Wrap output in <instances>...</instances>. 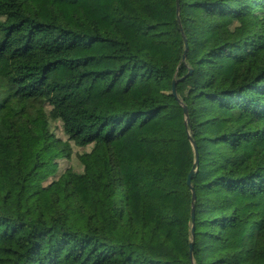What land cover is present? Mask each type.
<instances>
[{
  "label": "trees",
  "instance_id": "obj_1",
  "mask_svg": "<svg viewBox=\"0 0 264 264\" xmlns=\"http://www.w3.org/2000/svg\"><path fill=\"white\" fill-rule=\"evenodd\" d=\"M179 6L0 0V264H264V0Z\"/></svg>",
  "mask_w": 264,
  "mask_h": 264
},
{
  "label": "water",
  "instance_id": "obj_2",
  "mask_svg": "<svg viewBox=\"0 0 264 264\" xmlns=\"http://www.w3.org/2000/svg\"><path fill=\"white\" fill-rule=\"evenodd\" d=\"M177 5H178L177 11L179 13L180 12L179 0H177ZM181 29L183 30L182 26H181ZM184 39H185V43H186V50H185L183 59L185 60L186 57H187V51H188V40H187V37L185 35H184ZM176 84H177V80H174V82H173V93H174V95L177 96ZM184 110H185V114H186V121L188 123L189 122V112H188V107L186 105H184ZM191 142H192V145H193L194 150H195V153H196L195 165L192 168V170H191V172L189 174V177H188V184L192 187V190H193V207H192L193 230L192 231H193V234H194V230H195V227L194 226H195V209H196L195 200H196V192L194 190V187L192 186V178H193L194 173L198 169V165H199V155H198V147H197L196 141L191 138ZM193 248H194V243L191 242V256L192 257H193Z\"/></svg>",
  "mask_w": 264,
  "mask_h": 264
},
{
  "label": "rangeland",
  "instance_id": "obj_3",
  "mask_svg": "<svg viewBox=\"0 0 264 264\" xmlns=\"http://www.w3.org/2000/svg\"><path fill=\"white\" fill-rule=\"evenodd\" d=\"M52 130L56 133V135L60 138H62L63 140H68L67 136L64 134L63 129L61 124L58 123H52L51 124ZM71 144V153L72 155L70 157L64 158L60 161V167L62 169H66V168H72L75 170H81L82 166L80 165V162L77 158L78 153H81L83 151H89L91 149V146L86 147V148H82V147H78L76 144H74L72 141H69Z\"/></svg>",
  "mask_w": 264,
  "mask_h": 264
}]
</instances>
